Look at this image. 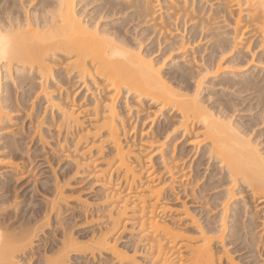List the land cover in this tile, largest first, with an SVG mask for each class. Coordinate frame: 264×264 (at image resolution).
<instances>
[{
	"label": "bare ground",
	"instance_id": "1",
	"mask_svg": "<svg viewBox=\"0 0 264 264\" xmlns=\"http://www.w3.org/2000/svg\"><path fill=\"white\" fill-rule=\"evenodd\" d=\"M96 1L97 5L85 10ZM202 2L0 0V169L6 168L5 174L0 170V264H28L26 260L34 252L41 258L38 264H68L71 257L107 253L113 264H219L220 254L228 264H237L225 251L236 242L252 249L251 254L254 250L259 255L262 249L264 253V216L262 228L257 231L251 218L254 207L251 210L249 202L254 200L264 211V150L256 139L249 138L251 126L232 121L230 113L235 112V104L224 101L229 103L227 107L218 101L209 107L199 98L203 80L214 73L208 77L210 85L222 89L239 86L236 93L259 88L256 99L261 104V114L264 112V91H260L264 86V0ZM211 2L217 8L208 17ZM205 6L209 9L204 11ZM231 12L237 17L233 24H226V13ZM117 15L127 19L122 18L121 24L106 21ZM129 19L137 26L146 24L158 35L150 41L149 49L146 45L141 49V40L123 27ZM168 30L180 34H176L179 39L174 36L176 41L171 43L172 39L159 37L169 34ZM245 36L246 42L256 43L254 50L262 55L257 67L262 72L260 79L234 69L221 72L225 63H242L241 50L249 48L244 45ZM200 42H208L207 47L200 45L193 51L189 48L190 54H186L187 47ZM167 57V73L163 74L161 67ZM178 58L182 62H176ZM252 58L245 63H251ZM69 76L74 81L72 86L78 85L72 94L62 88V78ZM34 84L37 89L33 92ZM90 86L95 87L91 94ZM80 91L84 92L80 101L86 96L81 108L74 101L67 103ZM29 101L33 102L28 105ZM132 106L137 110L131 112ZM25 107L30 114L25 113ZM23 110L28 120L32 112L35 117L42 111L45 120L35 117L34 123L33 119L29 121L34 130L31 134L38 130L37 140L45 142L53 128L60 148L57 156L66 160L61 173L63 184L52 177L53 201H47L43 209H34L29 219L9 216V208L16 210L20 203L7 190V169H17L15 159L21 152V142L34 138L24 137L23 133L21 136L19 131L20 135L8 132L11 125L15 126L16 117L11 115L18 117ZM143 113H147L144 119L139 116ZM157 113L163 121L155 126L161 117L154 122ZM170 115L177 120L172 121ZM145 119L152 120L142 128ZM44 125L48 127L47 134L42 129ZM16 127L22 131L23 127ZM187 151L193 153L183 166L182 161L189 156L185 155ZM152 155L159 157L157 168ZM204 157L206 164L218 165L206 176L196 167L193 169ZM84 180L96 188L101 200L94 215L105 216L101 219L106 221L91 235L88 233L87 240L83 237V242L69 225L58 220L60 233L49 238L45 228L50 225L51 212L58 211V203L66 199L62 189ZM167 201H175L180 207L169 214L168 223L165 217L158 216L166 212ZM245 215L248 219H244ZM127 229L134 235L129 234L134 239L132 250L118 248L114 238ZM216 244L221 246V253L215 249Z\"/></svg>",
	"mask_w": 264,
	"mask_h": 264
},
{
	"label": "rangeland",
	"instance_id": "2",
	"mask_svg": "<svg viewBox=\"0 0 264 264\" xmlns=\"http://www.w3.org/2000/svg\"><path fill=\"white\" fill-rule=\"evenodd\" d=\"M198 1V0H197ZM203 2H204V0H203ZM202 2V3H203ZM205 2H206V0H205ZM99 2L98 1H96V4H95V2H93L92 4H90L89 3V5L87 6V7H85V10H90V8H93L95 5H97ZM201 3V4H202ZM94 5V6H93ZM90 6V7H89ZM204 6V5H203ZM208 6V5H207ZM217 5L216 4H213V2H211V4H210V12L211 13H208L207 14V16L209 17V15L210 16H212L213 15V12H215V11H213L214 9H216L217 7H216ZM77 8H79V7H77ZM205 8H206V6H205ZM208 8V7H207ZM207 8L206 9H204V11L205 10H207ZM209 9V8H208ZM227 14V22H226V24H228L229 22V24H233V20H234V18L235 17H237L236 16V13L235 12H233V14H232V12H231V15H230V13H226ZM228 14L230 15V16H228ZM234 17H233V16ZM232 16V17H231ZM112 17V16H111ZM118 17V18H117ZM125 19L126 17H122L121 15H117V16H114V17H112V18H107L106 19V21L107 22H111V21H113V20H115L116 22H115V24H121L120 22H122V20L123 19ZM229 18V19H228ZM243 18V17H242ZM127 19V18H126ZM110 20V21H109ZM236 20V19H235ZM117 21H118V23H117ZM124 21V20H123ZM128 21V20H127ZM124 22L126 25H123V27L125 28V29H127L129 32H131L130 34H133V36H137V37H135V38H137L138 40H139V42H140V40H141V49L142 48H144L145 47V45H146V49L148 48V47H150L149 46V44H150V41H154L157 37L156 36H158V35H156L155 33H153V32H151L152 30L151 29H147V25L146 24H144V25H140V26H137L136 25V23L135 22H131V20L129 19V21L128 22ZM100 22H102V21H100ZM130 22H131V25H130ZM135 24V25H134ZM129 25V26H128ZM137 26V27H136ZM218 26V25H217ZM221 26V25H220ZM146 27V28H145ZM134 29V30H133ZM146 29V30H145ZM223 30H224V28H223ZM225 30H226V28H225ZM142 31V32H141ZM147 31V32H146ZM169 31V34L167 33V35H166V33L163 35V37H161V36H159L160 38H166L167 40H171L172 38H174V36L176 37L177 36V40L179 39V36L178 35H180V34H178V33H176V34H178V35H176L175 34V31L173 32V30H171V33H170V30H168ZM179 32V31H178ZM140 33V34H139ZM181 33V32H180ZM135 34V35H134ZM150 36H149V35ZM154 36H153V35ZM171 35V36H170ZM131 37H132V35H130ZM140 36V37H139ZM166 36V37H165ZM139 38H141V39H139ZM145 38V39H144ZM165 39V40H166ZM246 36H245V38L243 39V41H244V45L246 46V47H249V48H243L242 50H241V52H242V56H241V58H242V63H238V64H240V65H238V64H236V63H234V64H229V63H225V64H223L222 66H224L225 68H226V64H227V69H225L224 67H222L221 68V72H233V69H234V71L236 72V70H238L237 71V73H243V72H245L246 74H251V75H253V76H258L257 78L258 79H260L261 77H262V72L261 71H259L260 69V62L261 61H259V58H260V56H259V54H260V51L257 49V50H254V47L256 46V43L253 41V40H250V42L248 43V42H246ZM149 40V41H148ZM166 40V41H167ZM173 41H170L171 43L172 42H174V40L175 39H172ZM145 41V42H144ZM176 41V40H175ZM148 42V43H147ZM166 43H169V41L168 42H166ZM202 43L200 42V43H198V44H196L194 47L192 46V47H187L188 49H187V53L186 54H190V50L191 49H189V48H192V51L193 50H195V48H197V46L199 47V48H201L200 47V45H201ZM205 44V43H204ZM203 44V45H204ZM143 45V46H142ZM148 45V46H147ZM156 45V43L155 44H153V46H155ZM203 45H201L202 47H203ZM207 45H208V42H207V44H205V46H204V48H206L207 47ZM149 49V48H148ZM248 49V50H247ZM202 50V49H201ZM250 51V52H249ZM196 54V53H195ZM195 54H194V57H196L197 59H198V57L197 56H195ZM198 54V56H199V53H197ZM196 54V55H197ZM253 54V56H251ZM175 55V53H172L171 54V56H174ZM256 55V56H255ZM257 55H258V57H257ZM261 55V54H260ZM170 56V57H171ZM245 56V57H244ZM262 56V55H261ZM170 57L168 58L167 57V59H165V61H164V63H163V65H162V67H161V69H162V71H163V74H166L167 72V67L165 66V64L168 62V60H170ZM244 57V58H243ZM251 57H253L252 58V61H251V63L250 62H247V64L245 63L246 61L245 60H249ZM184 61V60H183ZM250 61V60H249ZM176 62H182L179 58H178V61L176 60ZM239 62V61H238ZM223 63V62H222ZM221 63V64H222ZM259 63V64H258ZM251 64V65H250ZM236 65H238V66H236ZM235 66V67H234ZM259 66V68H257ZM230 67V68H229ZM237 67H238V69H237ZM245 67V68H244ZM223 68H224V70H223ZM232 68V69H231ZM236 68V69H235ZM241 68H242V70H241ZM244 68V69H243ZM240 69V70H239ZM253 69V70H252ZM228 70V71H227ZM257 70V71H256ZM247 71V72H246ZM254 71V72H253ZM256 71V72H255ZM260 72V73H259ZM212 73V72H211ZM244 73V74H245ZM253 73V74H252ZM260 75H258V74ZM257 74V75H256ZM211 75H213L214 76V73H212ZM210 75V73L208 74V77L209 78H211V77H213V76H211ZM70 77V78H69ZM68 78H66V77H63L62 78V81H64L65 80V82H63L62 84H63V90H64V92L66 91V92H69L70 94H72V92H74L76 89H77V84H75L76 86H72V85H74V81H72V80H70V79H72V76H69ZM208 77H207V79L206 80H203L204 82H205V84L204 85H202L201 87L204 89V90H200L199 91V93H200V97L199 98H201L202 97V100H203V102H205V105H209V107H211L212 105H214V103H216V102H220V101H222V103L225 105V106H230L229 105V103H226V102H224V101H227V102H232L233 104H235V106H236V108H235V112H231L230 113V115H231V118H232V121H234L236 124H238V125H249V126H251L250 127V129H253L252 130V133H251V135H250V139H252L253 141L256 139V143L258 144V146L260 147V149H262V151L264 150L263 148H264V112H262V114H261V109H262V107L260 106L261 104L258 102V100L256 99V98H258V90H259V88H253L254 90H252V89H245V90H243V91H240V92H238V93H236V90H237V88L239 87H233V88H224V89H222V87L221 86H218V85H215V84H211L210 85V83L208 82L207 83V80H208ZM64 79V80H63ZM70 81H72L71 83H70ZM67 82V83H66ZM71 85H70V84ZM207 83V84H206ZM65 84H66V86H65ZM68 84V85H67ZM37 84H34L33 85V92H34V90H36L37 89V86H36ZM205 85H207V86H205ZM209 85V86H208ZM215 85V86H214ZM262 86L264 85V82L261 84ZM35 86V87H34ZM262 86H261V88H262ZM68 87V88H67ZM91 87V89L93 88L92 86H90ZM190 87H191V90H194V83L193 82H191V84H190ZM207 87H209V88H207ZM211 87V88H210ZM260 87V86H259ZM34 88H36V89H34ZM66 90H65V89ZM95 88V87H94ZM93 88V89H94ZM90 90L88 93H90L91 94V91L92 92H94L95 90ZM217 89V90H216ZM233 89V90H232ZM263 89H264V86H263ZM260 90V91H264V90ZM71 90V91H70ZM249 90V91H248ZM257 90V91H256ZM19 91V90H18ZM219 91V92H218ZM235 91V92H234ZM32 92V93H33ZM232 92V93H231ZM234 92V93H233ZM256 92H257V94H256ZM31 93V94H32ZM84 92L83 91H80V92H78L77 93V96L76 95H74L75 97L73 98V97H70L69 99H68V101H67V103L69 102V104H70V102H72V101H74V104L77 106V108L79 107V108H81L82 107V104H84L85 102V97L83 98V100H79V99H81L80 97L82 96V94H83ZM34 94V93H33ZM32 94V95H33ZM93 94V93H92ZM95 94V93H94ZM212 95L213 96V98H212V96H210V95ZM221 95H222V97H221ZM206 96V97H205ZM210 96V99L208 98V97ZM228 96H230V97H228ZM232 96V97H231ZM256 96V97H255ZM122 97H124L123 95H122ZM73 98V99H72ZM79 98V99H78ZM223 98V99H222ZM248 98V99H247ZM120 99H121V97H120ZM119 99V103L121 102V100ZM124 99V98H123ZM213 99V100H212ZM232 99V100H231ZM69 100H71V101H69ZM78 100H79V103H78ZM254 100V101H253ZM34 101V100H33ZM33 101H29L27 104L28 105H30V103L31 102H33ZM237 101V102H236ZM253 101V102H252ZM130 102V101H129ZM214 102V103H213ZM256 102H258V103H256ZM36 103V100L33 102V104H35ZM211 103V104H210ZM226 103V104H225ZM37 104V103H36ZM35 104V105H36ZM78 104V105H77ZM228 104V105H227ZM27 105V106H28ZM211 105V106H210ZM259 106V107H258ZM251 107V108H250ZM261 107V108H260ZM132 108L133 109H131L132 111L131 112H133V111H135L134 110V108L136 109V107H133L132 106ZM29 108L27 107V110H28ZM41 109H42V107H41ZM254 109V110H253ZM35 109H33V111H34ZM137 110V109H136ZM152 112V111H151ZM150 111H148L147 110V113H148V115L149 116H153L152 115V113H151ZM167 112V111H166ZM166 112H164V115H168V114H170V113H166ZM23 113H24V110H23ZM23 113H21V114H19L18 115V117H17V115H11V116H13L14 118L16 117V119H15V122H13V124L15 125V126H13V125H11V127L9 128V130H8V132H14L15 131V133L17 132V133H21V136L23 135V134H25V135H23L24 137H30V138H32L33 137V135H34V138H32V140H31V142L29 141L30 139H24L23 140V143L21 142V144H20V146H21V152H17L16 153V159H15V162L17 163L18 162V166H17V169L15 170V171H10V170H8L7 169V173H8V175H9V182H8V185H7V187H8V189L7 190H9V195L10 194H12L13 196L15 195V196H17V198H15V201H16V203L18 204V203H20V204H18L17 205V207H16V210H13L12 211V208H9V210H10V214H9V216L11 215V217L14 215V216H16V215H18L20 218H25V219H29L31 216H32V214H33V212L37 209V208H39V209H43L44 208V206H45V204L47 203V201H48V203L49 202H51V201H53V199H54V194H53V181H55V180H53L54 178H56L57 179V181L59 180V182H61L60 184L62 185L63 183H62V172H63V170H64V166H63V164H65V162H66V160L64 159V158H58V156L57 155H60L59 153H58V151H59V146H58V139H57V137H56V132H55V130L52 128H49V130L51 131V134H50V136L49 135H47V136H49V137H47V136H44V137H47V138H45L44 139V141L45 142H41V143H39V141L37 140V138H36V136H37V134H35V133H37L38 132V130H36L35 131V133H33V135L31 134V132H34V130L32 129V127H33V125L31 124H29L30 122L29 121H31L33 118H35L36 117V119H39V121H41V120H45L46 119V116L42 113V111H40L39 110V112H38V114L36 113V116L34 117V113L35 112H32V114H33V117L31 116L30 117V119L28 120V118L26 117V114H30L31 112L28 110L27 111V113H26V107H25V113H24V115H25V121H24V116H23ZM147 113H145V114H147ZM145 114L143 113V115L142 114H140L139 116H141L142 117V119H144L143 117L145 116ZM158 114V113H157ZM261 114V115H260ZM147 115V116H148ZM156 115V114H155ZM155 115H154V118L153 117H150V118H153V120H154V122L161 116L160 114H158V115H156L157 117H155ZM234 115V116H233ZM41 116V117H40ZM23 117V118H22ZM261 117V118H260ZM18 118H19V120H18ZM43 118H45V119H43ZM48 118V117H47ZM145 118H146V116H145ZM163 117L161 116L157 121L158 122H156L155 123V126H157L158 124H159V122L161 121H163V119H162ZM169 118H171V120L172 121H176L177 119L174 117V116H169ZM259 118V119H258ZM174 119V120H173ZM176 119V120H175ZM263 119V120H262ZM133 120V119H132ZM132 120H131V122H132ZM152 119H145V122H144V124H143V127L142 128H145L146 126H149L150 124V121H151ZM251 120V121H250ZM257 122H256V121ZM261 120V121H260ZM22 121H23V124H22ZM28 121V122H27ZM38 121V120H37ZM238 121V122H237ZM240 121V122H239ZM255 121V122H254ZM34 123V119L31 121V123ZM160 122V123H161ZM248 123V124H247ZM154 124V123H153ZM17 125H19V126H21V127H23L22 128V131H20L21 129H19V127H16ZM263 125V126H262ZM13 126V127H12ZM45 126V127H44ZM44 126H42V129L44 130V133L47 131L46 129L48 128L46 125H44ZM257 126V127H256ZM20 127V128H21ZM44 127V128H43ZM30 128H31V130H33V131H31L30 130ZM46 128V129H45ZM141 128V127H140ZM151 128H152V126H151ZM30 131H29V130ZM155 128L153 127V130H154ZM29 132H28V131ZM46 130V131H45ZM19 131V132H18ZM28 132V133H27ZM53 132V133H52ZM258 132V133H257ZM261 132V133H260ZM20 133L18 134V135H20ZM23 133V134H22ZM30 134V135H27V134ZM43 133V134H44ZM255 133H257V134H260V135H257V134H255ZM5 134H7V133H5ZM45 134H47V133H45ZM44 134V135H45ZM36 135V136H35ZM53 135V136H52ZM52 136V137H51ZM53 137H54V139H53ZM130 137V136H129ZM257 137V138H256ZM254 138V139H253ZM36 139V140H35ZM46 139H48V140H46ZM52 139V140H51ZM34 140V141H33ZM262 140V141H261ZM33 141V142H32ZM129 141V140H128ZM30 142V143H29ZM37 143V144H36ZM39 143V144H38ZM46 143V144H45ZM57 145H56V144ZM263 143V144H262ZM28 144V146H26ZM42 144V145H41ZM47 144H50V146L48 145L47 146ZM54 145V146H53ZM176 145H178V143H176ZM43 146V147H42ZM263 146V147H262ZM48 147H51V149L50 148H48ZM55 147V148H54ZM58 147V148H57ZM188 148V146H186L185 145V148ZM202 147V146H201ZM26 148V149H25ZM43 148V149H42ZM57 148V149H56ZM55 149H56V153H55ZM28 150V151H27ZM54 150V151H53ZM190 150V149H189ZM24 151V152H23ZM50 151V152H49ZM23 152V153H22ZM26 152V153H25ZM54 152V153H53ZM196 152H198V150L196 151ZM24 153H25V155H24ZM192 153H193V151H191V153H190V151H189V153H188V151H187V153H185V155L186 154H188L189 156H186L185 158L186 159H184L185 161H182V162H184L183 163V166L185 165V163L186 162H189V159H190V156L192 155ZM19 155V156H18ZM53 155H54V157H53ZM56 155V156H55ZM151 158H152V163H153V165H158L159 163L158 162H160V161H158V155H152L151 156ZM55 159V160H54ZM58 159V160H57ZM197 159V156H196V158H194V160H192L193 162H195V160ZM62 160V161H61ZM59 161H60V163H59ZM57 162H58V165H57ZM146 162V161H145ZM181 162V163H182ZM198 162H199V160H198ZM197 162V164H200V165H194V167H193V169H195V167H196V170H198L199 171V173L201 174V175H207V173H208V171H212V170H216L215 168H218L217 166L218 165H215L214 166V164L215 163H213V162H208L207 164H206V157H204V158H202L201 160H200V162L198 163ZM155 163V164H154ZM158 163V164H157ZM187 164V163H186ZM209 164V165H208ZM212 164V165H211ZM100 164H97V165H95V166H99ZM192 165V164H191ZM191 165H190V167H191ZM202 165V166H201ZM187 166V165H186ZM193 166V165H192ZM209 166V167H208ZM208 168V170H206L207 168ZM19 168V169H18ZM62 168H63V170H62ZM156 168H157V166H156ZM204 168H206L205 170V172L206 173H204ZM213 168V169H212ZM4 169H6V168H2V169H0L1 170V172H3L4 174L6 173V172H4ZM186 169H187V167H186ZM185 169V172H188V169L186 170ZM51 170L53 171V172H51ZM6 171V170H5ZM55 171V172H54ZM190 171V170H189ZM0 172V173H1ZM3 173H1V174H3ZM11 173V174H10ZM55 173V174H54ZM198 173V174H199ZM51 174H53V175H51ZM15 175V176H14ZM200 175V176H201ZM56 176V177H55ZM13 179H12V178ZM15 177V178H14ZM52 177H54V178H52ZM52 182V183H51ZM76 183H73V184H71L70 186H69V188H67V187H65V188H63L62 190L64 191L63 192V196H64V198H66L65 199V201L64 200H60V204L58 203V211H56V212H51V215L49 216V226L48 227H46L45 228V231H46V233L48 234V236H49V238H51V237H53V235H58L59 233H60V224H58L57 222H58V220H59V222L60 223H63V224H67V225H69L71 228H72V231L73 232H75V234H76V236L78 235V237L80 238V239H82L83 240V242L85 241V240H87V237H88V233L91 235V233L94 231V229H98V226L99 225H102L105 221H106V219H105V221L104 220H102L101 218H105V216H102V215H100V214H98V215H94V211H95V209H96V206L97 205H100V202H101V200H100V197H99V194H97V190H96V188L93 186V185H91L90 187L88 186L89 184H87L88 183V180L87 181H75ZM66 191V192H65ZM247 193V192H246ZM245 192H244V194H245V196L244 195H241L240 197L242 198L243 196L244 197H249L247 194H246ZM240 197H236V198H238V199H241ZM249 199V198H248ZM46 200V201H45ZM96 200H98V201H96ZM13 201H14V199H13ZM15 201H14V203H15ZM88 201V202H87ZM249 202H250V205H251V210H253V211H251L252 212V214H253V216L251 215V218L252 217H254V225H255V227H257L258 229H256L257 231L258 230H260L262 227H260L261 226V223H263V221H261V220H263V216H264V211L262 210L263 208H262V206H258L257 204H256V202L254 201V200H250L249 199ZM254 202V203H253ZM44 203V204H43ZM167 205H166V207H165V209H166V212L165 213H163V212H159L158 213V216L160 217H165V220H166V222L168 223L169 221H171V217H169V214H171L172 212H174L175 210H180V207H179V205H175L176 204V202L175 201H167V202H165ZM253 203V204H252ZM36 204V205H35ZM95 204V205H94ZM27 205V206H26ZM252 205H253V207H252ZM35 207V208H34ZM253 208V209H252ZM13 209H15V207L13 208ZM35 209V210H34ZM94 210V211H93ZM12 211V212H11ZM15 211V212H14ZM19 212V213H18ZM55 213H56V215H55ZM24 214V215H23ZM54 214V215H53ZM21 215V216H20ZM23 215V216H22ZM53 215V216H52ZM13 216V217H14ZM30 216V217H29ZM27 217V218H26ZM249 217V216H248ZM248 217L245 215L244 216V219H248ZM103 218V219H104ZM243 219V220H244ZM55 226V227H54ZM53 228H55V229H53ZM58 228H59V230H58ZM128 228V227H127ZM49 229V230H48ZM56 230H58V231H56ZM95 230V231H96ZM255 230V231H256ZM52 231H55V232H52ZM129 229H127V231L125 230V232L123 231V233L121 232H119L118 233V235L116 234L115 236H114V238H116V246L118 247V248H122V250H132V247H134L133 245V241H134V239L132 238L134 235H131V233H129ZM91 232V233H90ZM52 233V234H51ZM55 233V234H54ZM132 236V237H130V235ZM241 234H243L242 232H241ZM90 235H89V237H90ZM85 236H87V237H85ZM83 237H85V238H83ZM133 240H132V239ZM85 239V240H84ZM226 239H225V242L224 243H226ZM49 242V241H48ZM237 243V244H236ZM235 244H231V245H229V246H227L226 248H225V251L227 252V251H229L227 254L229 255V256H231V258L233 257V260L235 261V263H239V264H256V263H258V264H264V253H263V249L261 250V248L263 247V243L262 244H260L259 245V247L261 246V248H260V250H261V252H260V254L258 255L254 250H253V254H251V252H252V249H247L245 246H244V244H242L241 242H236ZM240 243L242 244V245H240ZM234 245V246H233ZM243 246V247H242ZM215 249H219V251H220V253H221V251H222V249L220 248L221 246L219 245V244H216L215 246ZM125 248V249H124ZM128 248V249H127ZM131 248V249H130ZM246 248V249H245ZM219 253V254H220ZM251 255H250V254ZM38 253H35L34 252V255L31 257V259L30 260H26V261H28V264H38V263H36L37 261L38 262H40L41 261V258H39L40 256H38L37 255ZM252 255H253V257H252ZM88 255H83V256H81L80 255V257L78 256V257H71L70 258V261L68 262V264H113V262H112V260H111V258H110V255L107 253V254H101L100 256H98V255H94V257H90V256H88ZM219 256H221L222 258H221V261H220V263L219 264H228L225 260H224V256H222V254H220ZM259 256V257H258ZM261 256V257H260ZM109 257V258H108ZM224 257V258H223ZM252 258H255V259H252ZM261 258V259H260ZM40 259V260H39ZM263 260V262H261Z\"/></svg>",
	"mask_w": 264,
	"mask_h": 264
}]
</instances>
